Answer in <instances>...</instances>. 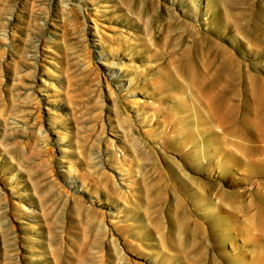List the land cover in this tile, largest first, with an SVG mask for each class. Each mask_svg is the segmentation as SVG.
<instances>
[{
	"label": "rangeland",
	"instance_id": "1",
	"mask_svg": "<svg viewBox=\"0 0 264 264\" xmlns=\"http://www.w3.org/2000/svg\"><path fill=\"white\" fill-rule=\"evenodd\" d=\"M0 264H264V0H0Z\"/></svg>",
	"mask_w": 264,
	"mask_h": 264
}]
</instances>
